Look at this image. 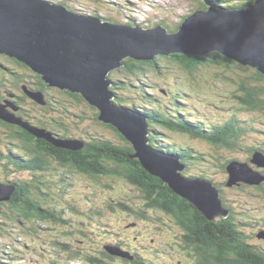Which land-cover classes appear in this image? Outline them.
I'll return each instance as SVG.
<instances>
[{
    "label": "trees",
    "instance_id": "trees-1",
    "mask_svg": "<svg viewBox=\"0 0 264 264\" xmlns=\"http://www.w3.org/2000/svg\"><path fill=\"white\" fill-rule=\"evenodd\" d=\"M211 1L226 9H241L256 0ZM59 3L65 5L66 0H59ZM200 5L199 9H206L203 2ZM92 15L101 18L96 11ZM124 63L122 68L113 72L120 73L119 77L113 73L110 75L115 103L143 115L150 129V145L158 151L177 155L187 168L190 163L205 161V153L196 146L174 143L166 137V132L200 139L220 150L243 151L248 159L252 158L251 153L256 147L264 143V124L256 131L248 117L245 120L241 117L246 113L264 115V75L258 70L241 66L217 52L205 56L178 53L158 56L153 61L130 58ZM174 66L185 72L182 81L172 82L166 76ZM207 68H217L216 73L210 75V80H200L199 71ZM236 69L241 73L235 72ZM0 72L3 75L0 88L7 94L0 95V103L11 105L9 110L13 114L32 126L45 129L54 138L74 141L81 146L78 150L60 148L19 125L0 119V137H4L6 143L5 150L0 152V183L14 187L10 198L0 202V264H18L13 260L28 253V249L39 255L37 259L29 258L27 263L43 264L40 257L44 256L52 259L51 264H109L112 259L104 257L102 252L113 259L117 257L100 246L101 241L95 244L86 235L81 240L75 233H96L91 225L93 217L102 218L113 212L118 218L117 211L128 210L129 206L137 204L141 206L139 211L151 218L149 221L156 230L167 223L164 218L173 221L178 248L185 251L195 264H264V238L258 239L260 231L249 232L251 228L264 229L261 215L264 213V182L259 186L246 185L247 189H253L248 194L258 196L262 201L258 210L251 205H242L246 212H250L247 214L252 220L248 224V221H240L243 213L238 208L227 204L224 183L216 181L229 215L209 221L167 183L149 174L141 162L133 158L132 144L116 128L99 122V111L81 94L58 89L62 98L49 100V91L56 88L49 87L41 75L25 63L3 54H0ZM174 74L181 76L177 72ZM26 89L44 92L45 104L34 103L26 95ZM222 96L234 103L225 105V115L220 113V117L214 118L206 111L210 107H220L214 103ZM82 106L90 110V116H84L83 110L76 113ZM34 107H40V113L51 107L58 109L51 117L40 115ZM90 119L99 122L104 130H112L116 141L102 134L105 132L92 133L82 128ZM76 120L79 123H70ZM250 131L255 134L248 136ZM245 139L256 141L246 144ZM229 162L222 166L227 175ZM24 174L31 178H24ZM187 176L212 182L203 174ZM235 188H239V193L246 198L245 188L239 185ZM98 191L104 194V202H90ZM82 193L88 195L85 201ZM137 194H140L138 199L127 200ZM244 200L249 202L250 199ZM127 220L134 221V217ZM249 225L251 228L248 229ZM21 236L23 244L19 240ZM17 244H22L20 250L16 248ZM7 245L14 252H8ZM96 247L98 249H94ZM156 251L162 252V248H156ZM170 253L175 256L174 251ZM132 255L135 257L133 261L124 259L126 261H121L122 264L158 262L156 255Z\"/></svg>",
    "mask_w": 264,
    "mask_h": 264
},
{
    "label": "water",
    "instance_id": "water-1",
    "mask_svg": "<svg viewBox=\"0 0 264 264\" xmlns=\"http://www.w3.org/2000/svg\"><path fill=\"white\" fill-rule=\"evenodd\" d=\"M202 1L206 9L196 11L177 32L169 33L163 26L143 29L104 21L49 0H0V54L28 65L49 87L81 94L99 110V121L115 127L133 145V158L149 174L214 221L229 214L218 188L205 179L185 177L180 158L150 145L147 119L115 103L110 78L130 58L153 61L178 53L205 56L215 52L264 75V0L237 10ZM25 93L45 104L43 92L26 89ZM10 106L0 103V119L57 147L80 149L74 141L56 139L45 129L32 126L13 114ZM252 165L264 168V155L256 152L251 164L232 161L227 167V186L261 185L264 175ZM13 191L14 187L0 186V202L7 201ZM259 238H264V232Z\"/></svg>",
    "mask_w": 264,
    "mask_h": 264
},
{
    "label": "rangeland",
    "instance_id": "rangeland-1",
    "mask_svg": "<svg viewBox=\"0 0 264 264\" xmlns=\"http://www.w3.org/2000/svg\"><path fill=\"white\" fill-rule=\"evenodd\" d=\"M55 3H59V0H49ZM203 2L202 0H66L65 6H67L69 9L85 13V14H91L98 12V14L103 19L109 18L107 20L108 22H113L116 24H122V25H131L134 27H141L143 29H152L159 26L165 27L169 33H172V30H179L182 23L185 21V18L188 16H191L201 7L200 3ZM113 19V21H112ZM132 23V24H131ZM174 31V32H177ZM237 63V62H236ZM173 66V65H172ZM242 66V65H241ZM208 70L199 71V74L197 75L200 80H210V75L213 73H216L217 68H207ZM235 70V72H240L239 69ZM167 71V70H166ZM174 72H177V75H181L180 77L174 76ZM185 72L180 71L178 68L174 66V69H170L169 72H166V76L170 78L173 81H182L185 77L183 75ZM113 75L116 77H119L121 74L113 73ZM0 72V77H2ZM187 76V75H186ZM205 86V85H204ZM55 89V88H54ZM56 90L51 89L49 92L51 95H49L51 98L49 100L52 101V99H60L62 98V94ZM2 91V93H1ZM4 89L0 88V95H3ZM217 100V101H216ZM216 100L215 105H221L220 107H210L207 109L206 113L213 114V117H220V113L226 114L227 108L225 105L233 104V101L225 99L223 96L218 97ZM225 100V102L223 101ZM41 105V104H39ZM34 109H37V113L40 115L50 116L56 115V111L58 108L51 107L50 110H52L54 113H52L50 110H45L44 113H40V107H34ZM81 110H83L86 115L84 116H90V110L86 106H82L81 109L79 108L76 110V113H80ZM88 114V115H87ZM72 119H77L75 116H71ZM241 117L245 120L247 117V120L251 123V127L259 130L260 125L264 124V115L263 114H242ZM251 118V119H249ZM254 119V120H253ZM100 122V121H99ZM98 122V123H99ZM256 122V123H255ZM70 123H79L78 120L76 121H70ZM90 119L89 121H85L84 125H82V128H84L87 132L92 131V133H102L106 136H108L111 140H115L116 134L111 130H104L100 124ZM107 125V124H106ZM75 126V125H74ZM112 126V125H111ZM113 127V126H112ZM115 128V127H114ZM119 132V131H118ZM255 132L250 131L248 136H253ZM166 137H170V139L173 140V142L176 144H183V145H191L198 147L200 151L205 153L206 160L205 161H199L197 164H191L186 168L185 172L187 175H206V177H209L210 180L214 183L215 186H217L216 181L220 184L224 183V191H225V197L226 202L230 206H234L239 209L240 212L243 213V216L241 217L240 221L249 223L251 222V218L249 217L250 212H246L244 207L242 205L247 204L254 207V209L258 210V206H262V201L257 198L258 196L255 195H249V192H253V189H247L249 188L246 185H241L243 188H245L246 198L250 199L249 202H246L241 193H239V188L235 187H228L226 186V183L228 182V175L223 170V165L228 161L229 164L234 161L238 160L241 162H246L247 157L246 153H243V151H226V150H220L217 147H212L209 145V143L202 141L200 139H193L188 136H184L181 134H175L172 135L170 133L166 132ZM246 138V136H244ZM0 152L4 149L5 138L0 137ZM246 140V139H245ZM254 139H247L245 142L246 144H250L255 142ZM181 142V143H179ZM186 142V143H183ZM133 146V145H132ZM135 150V149H134ZM176 157H178L176 155ZM179 158V157H178ZM193 161V160H191ZM190 161V162H191ZM181 162V159H180ZM228 164V165H229ZM228 167V166H227ZM24 178L30 179L31 176L24 174ZM77 188V187H76ZM85 189V188H84ZM77 190V189H76ZM84 193V192H83ZM82 199H86L88 195H83ZM259 195V193L257 194ZM260 197V196H259ZM88 199V198H87ZM81 200V199H80ZM105 200V196L101 191L96 192L94 196H92V199L89 200L90 202H96V203H102ZM85 201V200H84ZM84 204V203H83ZM251 207V208H252ZM89 210V208H87ZM257 213V211H255ZM114 215L110 212L107 214H104L102 218L100 217H93L91 219V225L94 230L101 231L102 229H106V227H115L117 224V219L113 218ZM87 218V217H85ZM257 217H255L254 221H257ZM260 218V217H259ZM247 219V220H245ZM248 223V224H249ZM111 225V226H110ZM249 229V228H248ZM249 231V230H248ZM257 232V228H251L249 232ZM145 232H150L149 230H145ZM18 234V230L15 232ZM153 235H156L157 238V244L162 246L167 244V242L174 246L176 248L175 250V257L173 253H170V251L166 250V253L162 257L161 255H157L156 260L158 261L157 264H192V262L189 260V258L186 255L180 256L179 252H182L180 248H178V244L176 242H179L176 240L175 233L171 229H164L161 232L154 230ZM44 236V234H41ZM87 236V238H92L95 242L100 241V237L98 235H95L93 233L87 234V233H75V236L77 238H80L81 240H84ZM252 235V234H251ZM151 238V235L150 237ZM21 239L23 237L21 236ZM43 239L41 238L40 241ZM173 240V241H172ZM103 241V239H102ZM109 239L106 241L108 243ZM35 242L34 244H36ZM111 243V241H109ZM257 244L258 242L255 241ZM33 244V245H34ZM106 245V244H105ZM101 246V244H100ZM98 249V247L94 248ZM28 254L27 256L30 259H37L39 253L33 252L30 249L27 250ZM43 264H51V259L49 257H40ZM182 262V263H180Z\"/></svg>",
    "mask_w": 264,
    "mask_h": 264
},
{
    "label": "flooded vegetation",
    "instance_id": "flooded-vegetation-1",
    "mask_svg": "<svg viewBox=\"0 0 264 264\" xmlns=\"http://www.w3.org/2000/svg\"><path fill=\"white\" fill-rule=\"evenodd\" d=\"M3 95H7L5 93V91H3ZM4 150H5V148H4ZM256 150H258L264 154V143H261L258 147H256ZM248 160H250V158ZM259 171L264 175V168H261ZM139 196H140V194H137L132 199H127V200H135V199H138L137 197H139ZM140 208H141L140 204H137L134 206L133 205L129 206L128 210H119L121 212L117 211V213L119 215L118 218L115 217L116 214H113L114 215L113 218L117 219V224L113 230H110V228H109L108 239H109V241L122 246L125 250H128L131 253H136L139 256H142L144 253L149 254V253L153 252V251H150V249L151 250L154 249L152 247V245H150V244H153L156 242L155 239L152 238V236H154V235H152V233L154 230H156V228H155V225L151 221H149V220H151V218L148 215L143 214L139 211ZM139 213H141V214H139ZM139 215H142L144 218H141V216H139ZM261 215L264 217L263 212H261ZM131 217L132 218L134 217V221L129 222L127 219L128 218L132 219ZM164 221H167V223L163 226V228L158 229L156 231L161 232L162 230H164V229L166 230L169 228V229L173 230V232L175 233V237H176V230L173 228V227H175V224L173 223V221L170 218H164ZM248 228H251V226L249 225ZM145 230H149L150 232H145ZM261 230H264V229L261 227L257 228V232L261 231ZM150 235H151V238H149ZM139 240H140V242H139ZM165 247H166L165 249L168 251H172V249L174 248V246L170 245L168 242H167V244H165ZM182 253L185 254V251L182 250ZM101 254L108 259H112L109 261V264H118V262H120L119 258L113 259L112 257L108 256L105 253V251H104V253L102 252ZM185 255H187V254H185ZM104 262H106V261H104Z\"/></svg>",
    "mask_w": 264,
    "mask_h": 264
},
{
    "label": "clouds",
    "instance_id": "clouds-1",
    "mask_svg": "<svg viewBox=\"0 0 264 264\" xmlns=\"http://www.w3.org/2000/svg\"><path fill=\"white\" fill-rule=\"evenodd\" d=\"M112 74V73H111ZM53 88V87H52ZM57 89V88H56ZM44 93V92H43ZM45 94V93H44ZM46 95V94H45ZM45 98H46V96H45ZM31 99V98H30ZM32 100V99H31ZM34 101V100H33ZM34 103H35V101H34ZM97 109V108H96ZM98 110V109H97ZM99 111V110H98ZM100 113V112H99ZM229 175V174H228Z\"/></svg>",
    "mask_w": 264,
    "mask_h": 264
},
{
    "label": "bare ground",
    "instance_id": "bare-ground-1",
    "mask_svg": "<svg viewBox=\"0 0 264 264\" xmlns=\"http://www.w3.org/2000/svg\"><path fill=\"white\" fill-rule=\"evenodd\" d=\"M153 29V28H152ZM212 183V182H211Z\"/></svg>",
    "mask_w": 264,
    "mask_h": 264
}]
</instances>
